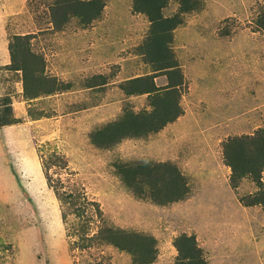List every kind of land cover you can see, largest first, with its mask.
Here are the masks:
<instances>
[{
  "label": "rangeland",
  "instance_id": "rangeland-1",
  "mask_svg": "<svg viewBox=\"0 0 264 264\" xmlns=\"http://www.w3.org/2000/svg\"><path fill=\"white\" fill-rule=\"evenodd\" d=\"M195 1L171 43L184 74L180 104L193 120L101 148L92 131L126 110L151 109L147 93L122 88L153 73L140 52L148 16L134 0H103L101 15L85 24L80 15L64 21L58 0H0V109L18 120L0 127V264H133L128 252L87 238L104 221L153 235V264H176L173 241L182 233L196 235L205 264H264V209L241 202L259 186L247 177L232 187L223 153L228 138L264 127V0ZM178 10L171 0L163 12ZM16 34L29 36L44 73L64 90L25 96L22 72L9 68ZM155 82L164 87L168 78ZM167 158L191 189L168 205L137 197L115 168Z\"/></svg>",
  "mask_w": 264,
  "mask_h": 264
},
{
  "label": "trees",
  "instance_id": "trees-1",
  "mask_svg": "<svg viewBox=\"0 0 264 264\" xmlns=\"http://www.w3.org/2000/svg\"><path fill=\"white\" fill-rule=\"evenodd\" d=\"M170 1L133 2L135 12L146 14L150 21V35L141 45L140 52L144 55L145 61L152 66L153 73L128 79L122 88L128 95L147 93L151 109L139 112L126 110L119 119L107 122L92 131L90 136L93 144L101 148H112L127 138L147 137L160 131L183 113L180 99L184 74L171 43L174 30L184 22V15L195 10L198 3L195 0H177L179 10L171 16H165L163 11ZM103 6V0H58L55 9L62 11L64 21L70 15H80L85 24H88L101 15ZM259 21L264 27V12ZM9 51L11 56L9 68L22 72L24 94L27 98L64 90L62 83H56L44 73L45 60L32 50L28 35L16 34L9 43ZM159 75H166L168 78L164 87L158 86L155 82ZM9 110H11L9 107L0 109V127L18 121L9 117L7 114ZM223 148L225 162L231 169L232 187L237 188L240 181L247 177L252 178L259 186L255 194L242 197L241 202L247 206L260 204L264 209V184L261 180L264 171V127L253 134L228 138L223 143ZM115 168L124 185L141 199L168 205L184 200L190 194L191 189L186 176L173 161L119 160ZM48 181L51 183L50 176ZM65 195L68 202H77L75 194ZM84 211L83 206H77L78 216ZM87 238L128 252L132 256L133 264H153L158 257L157 239L153 235L108 225L105 221L96 233ZM173 245L177 250L176 264L207 262L195 234L182 233L174 238Z\"/></svg>",
  "mask_w": 264,
  "mask_h": 264
},
{
  "label": "crops",
  "instance_id": "crops-1",
  "mask_svg": "<svg viewBox=\"0 0 264 264\" xmlns=\"http://www.w3.org/2000/svg\"><path fill=\"white\" fill-rule=\"evenodd\" d=\"M11 92V91H10ZM16 93V92H15ZM140 95H145V94H140ZM147 96V95H146ZM16 96L11 95V98L15 99ZM181 104L183 105V101L181 102ZM184 112L182 113V115H180L176 120H174L173 122L168 123L163 129H161L160 131H158L159 133L163 132L164 129H166L168 126H175L177 124V122H180L183 118L187 119V120H193L191 118V109L189 107H184L183 108ZM111 121V120H110ZM166 160H170L173 161V159L171 158H167V159H163L161 161H166ZM230 168V167H229Z\"/></svg>",
  "mask_w": 264,
  "mask_h": 264
}]
</instances>
